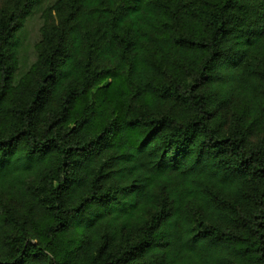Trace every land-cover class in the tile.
Returning a JSON list of instances; mask_svg holds the SVG:
<instances>
[{
    "label": "trees",
    "instance_id": "trees-1",
    "mask_svg": "<svg viewBox=\"0 0 264 264\" xmlns=\"http://www.w3.org/2000/svg\"><path fill=\"white\" fill-rule=\"evenodd\" d=\"M0 0V264H264V0Z\"/></svg>",
    "mask_w": 264,
    "mask_h": 264
},
{
    "label": "rangeland",
    "instance_id": "rangeland-1",
    "mask_svg": "<svg viewBox=\"0 0 264 264\" xmlns=\"http://www.w3.org/2000/svg\"><path fill=\"white\" fill-rule=\"evenodd\" d=\"M52 1L54 0H40L34 11L26 19L24 27L19 34L22 41L19 53L21 69H24L27 64L34 60V44L39 36L38 30L41 24V11Z\"/></svg>",
    "mask_w": 264,
    "mask_h": 264
}]
</instances>
